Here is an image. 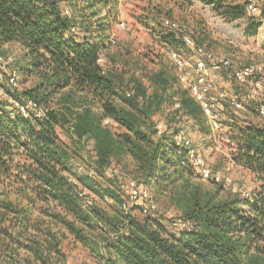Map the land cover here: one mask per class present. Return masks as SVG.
<instances>
[{"label": "trees", "instance_id": "trees-1", "mask_svg": "<svg viewBox=\"0 0 264 264\" xmlns=\"http://www.w3.org/2000/svg\"><path fill=\"white\" fill-rule=\"evenodd\" d=\"M187 1L193 0L179 2ZM197 1L230 21L245 15V3L243 8L233 0ZM63 2L75 11L82 4L93 18L102 13L100 5L107 4L105 0H0V46L20 45L26 63L15 87L8 80L13 72H20L11 64L1 80L10 88L0 91V264H66L62 242L67 236L88 245L87 233L106 221L115 238L103 245L102 264H264V125L245 123L232 136L236 164L249 171L256 183L251 196L216 200L196 190L189 193L184 214L177 218L187 227L177 234L161 224L160 216H130L134 208L141 213L142 203L125 213L126 196L120 199L95 173L72 172L59 130L65 129L73 143L91 139L95 161L101 164L115 155L130 156L140 189L144 181L168 182L172 174L180 177L196 168L173 140L163 143L166 129L161 136L156 134L157 124L151 118L164 99L155 86L162 92L170 87L164 73L152 77L150 96L122 94L113 73L98 62L108 49L104 37L97 35L105 29L103 23L99 19L94 27L77 23L67 7L60 8ZM160 27L165 28L162 23ZM256 28L250 25L246 33L254 35ZM160 38L177 45L174 31L167 29ZM31 76L37 83L19 89ZM175 78L181 88L169 96L172 105V98L178 97L180 108L173 106L175 111L196 122L206 118L178 84V73ZM93 193L121 208L123 217L115 224L119 230L94 207ZM85 199L91 205H84Z\"/></svg>", "mask_w": 264, "mask_h": 264}, {"label": "rangeland", "instance_id": "rangeland-1", "mask_svg": "<svg viewBox=\"0 0 264 264\" xmlns=\"http://www.w3.org/2000/svg\"><path fill=\"white\" fill-rule=\"evenodd\" d=\"M179 1L181 0H105L107 4L104 3L102 7L100 5L102 13L97 18L91 17L90 10H86L82 4H78L75 11L67 2L60 3V8L67 7L77 23H89L93 27L97 19L103 23L105 29L97 35L104 37L102 39L106 41L108 49L102 54L101 65L104 70L113 73L116 86L122 94L139 92L150 96L154 90L152 77L156 73H164L170 87L162 92L160 86H155L162 94L164 102L151 118L154 124L161 123L166 129L163 143L171 144L173 134L182 132L189 140L191 148L204 159L211 171L224 179L222 182L203 180L200 173L196 172L198 169H192V173L180 177L172 174V179L168 182L161 181L159 184H155V180L143 182V188L149 191L160 213L169 211V216L161 214L160 220L161 224L174 234L177 232L170 226L169 217L178 218L184 214L186 199L189 193L195 190L202 196L212 195L216 200L251 196L256 183L249 171L236 164L237 150L232 142V136L236 128L245 123L264 125V117L256 110L258 100L237 85L231 76L234 68L247 65L261 66L260 78L264 93V0H257L260 11L257 15H250L244 10L243 17L232 21L221 17L213 7L197 0ZM233 1L244 8L245 0ZM162 20L178 24L179 29L175 32L176 46L161 40L160 33L167 32V29L160 27ZM122 23L123 27L120 26ZM254 24L257 25L256 33L248 35L246 29ZM91 27L89 29L93 30ZM77 33L80 34V30ZM184 36L210 51L215 58L230 61V68L219 73H208V81L211 83L208 99L220 116L218 129L211 127L206 118L196 122L183 112L175 111L169 100V96L175 90L181 92L175 78L178 71L169 62V52L177 50L189 60L193 57L191 49L182 41ZM0 55L11 58V69L20 72L18 77L21 79L26 63L20 45L16 43L2 45ZM26 79L27 82L20 85L19 89H28L37 83L36 78L32 76ZM1 80L0 91L5 86L7 89L10 88L6 81ZM218 93H224L225 98L218 99ZM232 98L242 101V109L235 110L230 106L228 101ZM113 130L121 132L117 128ZM58 135L66 145L72 172L78 169L95 173L100 183L119 195L120 199L125 198L128 183L136 182L139 178L130 156L115 155L101 164L95 161L94 142L91 139L73 143L65 129L59 130ZM110 170L114 172V176L109 173ZM171 173L168 172V175ZM225 180L231 183L227 184ZM92 197L94 207L100 209L113 225L123 217L121 208L113 200L104 201L95 193ZM130 216L143 218L138 208H134ZM97 225L94 230L87 233L90 242L88 245L75 242L70 236L62 242L66 264H102L103 245L113 241L115 234L108 229L107 221ZM112 227L120 229L118 224Z\"/></svg>", "mask_w": 264, "mask_h": 264}, {"label": "built area", "instance_id": "built-area-1", "mask_svg": "<svg viewBox=\"0 0 264 264\" xmlns=\"http://www.w3.org/2000/svg\"><path fill=\"white\" fill-rule=\"evenodd\" d=\"M245 11L250 15H257L259 13L257 0H245ZM120 26L123 27L124 24L122 23ZM162 26L174 32L179 29L178 24L170 20H162ZM183 43L186 47L190 48L193 53V57L190 60L177 50H172L168 54L169 61L178 71V84L183 89H186L191 98L200 106L201 111L207 118L211 127L218 129L220 117L217 111L213 109L212 103L208 99V93L211 90V83L208 81V73H219L230 68V61L228 59L215 58L210 51H207L204 47L197 46L195 42L187 36L183 37ZM11 62V58L0 55V79L3 78L4 72ZM98 62L101 63L102 59H99ZM261 72V66L247 65L234 68L231 71V76L237 85L244 88L252 98L258 100L257 113L264 117V93L262 92ZM17 80L18 75L16 72H13L8 83L12 87H15ZM223 98H225L224 93H218V99L221 100ZM172 101L174 108L179 109L180 102L178 97L174 96ZM228 102L233 109H242V101L232 98L229 99ZM14 105L24 113L22 106L18 103H14ZM104 124H108V120H105ZM164 131V125L161 123L156 125L157 136H161ZM172 140L176 146L182 147L186 151L188 160L193 167L199 170L203 180H212L215 182L224 181L219 175L213 173L204 162V159L191 148L189 140L184 137L182 132L174 133ZM109 173L113 174L114 172L110 170ZM70 182L76 183L73 179H71ZM225 182L227 184L231 183L228 180H225ZM127 187L126 201L122 204V209L125 213L128 212L133 205L142 203L141 214L143 216L152 215L155 218L159 217L161 214L169 216V211L160 213L147 189H140L139 185L134 181L128 183ZM81 195L85 197L87 192L83 191ZM84 205H91V202L85 199ZM169 221L170 226L176 230V232H181L187 227L185 222L178 220L176 217H169Z\"/></svg>", "mask_w": 264, "mask_h": 264}]
</instances>
